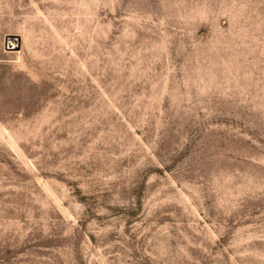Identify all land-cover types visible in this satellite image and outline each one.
Returning a JSON list of instances; mask_svg holds the SVG:
<instances>
[{
    "label": "rangeland",
    "instance_id": "obj_1",
    "mask_svg": "<svg viewBox=\"0 0 264 264\" xmlns=\"http://www.w3.org/2000/svg\"><path fill=\"white\" fill-rule=\"evenodd\" d=\"M0 264H264V0H0Z\"/></svg>",
    "mask_w": 264,
    "mask_h": 264
},
{
    "label": "bare ground",
    "instance_id": "obj_2",
    "mask_svg": "<svg viewBox=\"0 0 264 264\" xmlns=\"http://www.w3.org/2000/svg\"><path fill=\"white\" fill-rule=\"evenodd\" d=\"M7 48L14 49L20 46V38H7L6 39Z\"/></svg>",
    "mask_w": 264,
    "mask_h": 264
}]
</instances>
